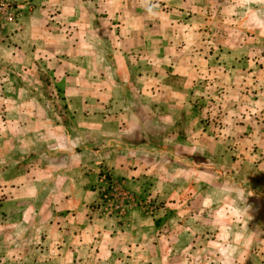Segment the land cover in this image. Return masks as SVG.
Here are the masks:
<instances>
[{
  "label": "crops",
  "instance_id": "obj_1",
  "mask_svg": "<svg viewBox=\"0 0 264 264\" xmlns=\"http://www.w3.org/2000/svg\"><path fill=\"white\" fill-rule=\"evenodd\" d=\"M45 3L20 25L0 29L2 57L13 54L21 69L36 64L35 82H43L47 58L52 88L47 101L27 94L24 78L2 61L1 82L12 78L17 90L0 98L17 105L3 106L11 123L1 130L0 177L15 181L0 201V264L101 263L103 244L112 251L117 238L111 219L88 216L101 169L143 178L139 164L147 172L155 155H170L169 141L191 143L210 163L255 164V183L264 187V58H234L224 34L232 0ZM208 35L221 56L209 53ZM246 107L255 112L241 113ZM14 210L22 218L6 219Z\"/></svg>",
  "mask_w": 264,
  "mask_h": 264
},
{
  "label": "rangeland",
  "instance_id": "obj_2",
  "mask_svg": "<svg viewBox=\"0 0 264 264\" xmlns=\"http://www.w3.org/2000/svg\"><path fill=\"white\" fill-rule=\"evenodd\" d=\"M44 1L0 0V29L20 25L25 15L39 10L40 6L46 7V3L41 5ZM148 1L151 6H162V0ZM232 5L233 17L222 21L228 27L224 34L233 41L234 58L263 59L264 52L258 46L264 47V0H232ZM213 23L217 24L219 33L225 30L222 22L213 20ZM215 38L208 35L203 40L216 50L209 53L219 55ZM2 55L0 51V94L6 89L11 94L17 90L16 80L1 82L6 71L2 61L7 59L11 76L24 78L27 94L40 93L45 101L51 99L48 77L51 72L44 63L47 58L41 61L43 68L38 70L43 74V82H35L36 64L17 68L13 54L6 58ZM210 87L209 82L206 88L210 90ZM243 93L249 95L246 90ZM255 98L252 100L256 104L257 95ZM7 103L17 105V100L0 98V139L3 125L11 123L3 109ZM254 109L246 107L240 112H255ZM217 133L220 138L228 137L223 130ZM161 142L155 140L154 149H160ZM174 144L175 141H169L166 147L170 155H155L156 161L149 164L147 172L145 165L139 164L143 178L116 177L107 167L101 169L96 181L98 193L88 205V216L111 219L113 235L117 238L111 243L112 251L110 244H106L107 249L103 244L108 257L98 264H264V187L255 183L257 166L225 163L215 157L210 163V156L193 150L191 143L181 140L177 146ZM199 157L205 162L199 163ZM12 181L15 180L0 177V201L9 197L6 187ZM7 214L6 219L19 220L23 210Z\"/></svg>",
  "mask_w": 264,
  "mask_h": 264
}]
</instances>
